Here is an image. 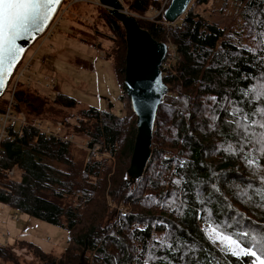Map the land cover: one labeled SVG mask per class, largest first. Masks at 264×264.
Instances as JSON below:
<instances>
[{"label": "trees", "instance_id": "16d2710c", "mask_svg": "<svg viewBox=\"0 0 264 264\" xmlns=\"http://www.w3.org/2000/svg\"><path fill=\"white\" fill-rule=\"evenodd\" d=\"M125 2L142 29L175 50L169 68L167 57L160 67L168 93L158 107L144 174L125 181L136 134L128 101L121 117L92 107L76 111L73 98L58 93L48 99L22 81L12 110L22 113L27 125L18 138L14 132L20 127L11 124L2 143L0 205L67 232L60 256L35 247L41 264H144L149 255L156 258L151 264H237L208 237L210 225H219L229 234L248 232L236 236L248 245L253 236L264 238V167L245 158L264 161V145L254 143L264 129L249 126L252 135L245 141L238 113L264 111L253 92L264 87V44L250 32L264 31V0H222L225 25L203 20L193 11L194 1L180 24H168L163 14L146 19L162 1ZM98 15L113 34V48L107 53L102 42L90 47L110 62L125 95L124 30L106 11ZM79 59L74 64L92 69ZM63 110L78 116L59 119L73 136L71 143L47 139L36 129L39 123L53 126ZM252 119L259 124L264 115ZM76 136L88 146L75 143ZM12 169H18L14 176L8 174ZM9 248L0 246V260L14 261Z\"/></svg>", "mask_w": 264, "mask_h": 264}, {"label": "rangeland", "instance_id": "374dc122", "mask_svg": "<svg viewBox=\"0 0 264 264\" xmlns=\"http://www.w3.org/2000/svg\"><path fill=\"white\" fill-rule=\"evenodd\" d=\"M120 1L127 13L133 15L127 10L125 0ZM156 1L161 2L162 0ZM193 1V11L198 13L203 20L225 25L221 13L222 0H201L200 5L196 3V0ZM98 7L107 12L98 1L94 0L76 4L70 3V0L65 2L60 27L36 55V58L43 59L44 62L38 63L39 60L33 62L29 84L36 86L38 91L48 99H54L58 93L73 98L77 102L76 111L92 107L102 112L110 111L121 117L128 102L131 110L130 101L126 94H121L110 62L102 58V54L94 48L89 45L85 47L77 41L78 38L88 44L102 42L106 45L107 53L111 52L113 44L109 40L114 39L113 34L98 17V14L101 13ZM156 12L155 9L149 10L146 19L155 21L158 18H155ZM175 23L180 24V20ZM75 29L85 31L86 37L78 34ZM170 46H168V51H170ZM30 55L31 50L28 51L24 63ZM75 58H80L79 60L91 64L92 69L77 66L73 61ZM7 96L8 92H5L0 98V108L4 109ZM75 110H63L54 120L59 121L60 119L64 122L72 116L77 119ZM24 118L27 123L25 116ZM85 142H87L86 138L75 137V143L82 147ZM172 153L174 154V152ZM117 209L119 210V208H116V212ZM113 210L114 207L110 208L109 212ZM66 240L67 232L65 230L23 213L16 214L7 206L0 205V246L9 245L11 256L14 257V261L1 259L0 264H41L34 257L35 247L60 256L66 249ZM83 264L86 263L83 261Z\"/></svg>", "mask_w": 264, "mask_h": 264}, {"label": "water", "instance_id": "95a60500", "mask_svg": "<svg viewBox=\"0 0 264 264\" xmlns=\"http://www.w3.org/2000/svg\"><path fill=\"white\" fill-rule=\"evenodd\" d=\"M62 0H60L61 3ZM108 14L113 17L124 30L126 54L124 68V87L130 101L131 111L136 117V134L133 144L130 166L125 174V181L134 182L142 177L151 157L154 123L158 107L168 89L162 81L160 67L167 52L163 43L151 38L149 33L140 28L136 17L128 14L120 0H97ZM193 0H169L163 13L168 24H174L188 9ZM55 11L42 26L41 31H32L17 41L23 49L17 63L6 78L4 86L0 89V98L7 89L8 82L17 66L23 59L27 49L45 29Z\"/></svg>", "mask_w": 264, "mask_h": 264}, {"label": "snow or ice", "instance_id": "6c2138e0", "mask_svg": "<svg viewBox=\"0 0 264 264\" xmlns=\"http://www.w3.org/2000/svg\"><path fill=\"white\" fill-rule=\"evenodd\" d=\"M59 3L60 0H0V89L3 88L6 78L10 75L23 51L17 45V41L32 31H41L42 26L53 14ZM250 32L253 41L259 40L260 43L264 44V31H261L259 36L255 29H250ZM253 92L257 102H264V87L254 89ZM238 113H242L240 120L245 122L240 125L244 128L245 141L248 140L249 135H252L248 133L249 126H258L264 129V121L257 124V121L252 119L257 114L264 115V111L254 109L249 113L244 112L243 109H238ZM249 120H251V125L247 123ZM254 143L264 145V133ZM245 146V144H241V151ZM261 151H264V148H261ZM245 158L248 159L249 165L256 164L258 167H264V161ZM257 191L261 190L257 189ZM210 230L212 235L208 237L209 240L218 245L225 255L236 258L237 264H264V238L253 236L251 237L252 244L248 245L243 240L236 238L237 235L247 237L249 236L248 232L229 234L222 231L219 225H210ZM167 246L169 249L173 248L172 244ZM245 258H250V260L246 261ZM154 259H156L154 256L149 255L144 264H151Z\"/></svg>", "mask_w": 264, "mask_h": 264}, {"label": "built area", "instance_id": "2783aa9c", "mask_svg": "<svg viewBox=\"0 0 264 264\" xmlns=\"http://www.w3.org/2000/svg\"><path fill=\"white\" fill-rule=\"evenodd\" d=\"M67 0H62L57 11L55 12L54 16L50 20V22L47 24L45 29L41 32V34L35 39L33 44L27 49L26 53L23 56L22 61L20 64L17 66L15 73H13V77L11 78V81L8 83L7 89L5 92H8V96L6 98V104L4 109L0 112V153H1V146L3 141L8 137L9 135V126L11 124H18L19 129L18 131H15V135L18 138L22 137V127L26 125L25 118L22 113H14L12 110L13 106V97H14V92L17 87L18 83H21L22 81L29 83L31 81V77L29 75L32 74L31 67L33 65L34 61H38L39 59L36 58V55L38 54L39 50L47 43L54 35L55 31L60 27V21L62 14L64 12V4ZM87 0H70V3L76 4V3H81V2H86ZM97 2V0H94ZM167 0L164 1L161 5L160 10H157L156 12V17L159 15L163 14V10L165 8V5L167 4ZM31 50V55L27 59V61L24 63V60L27 56L28 51ZM167 56L165 66L169 68L170 63L172 62L175 54V50L172 46H170V51H167ZM43 63L44 60H39L38 63ZM26 79V80H25ZM50 88V86H48ZM52 88V86H51ZM11 91V93H10ZM36 129L44 134L47 139L50 137L58 138L64 142L71 143L74 141L73 136H69L67 134L66 130V125L65 123L61 121H57L53 123V126L46 127L43 126L41 123L36 125ZM37 139V138H36ZM35 139V141H36ZM86 143V146H88V143ZM84 143V144H85ZM83 144V147H84ZM94 151H99L100 147L95 146L93 148ZM18 173V169H12L8 174L10 176H14L15 174Z\"/></svg>", "mask_w": 264, "mask_h": 264}, {"label": "crops", "instance_id": "0c3cea01", "mask_svg": "<svg viewBox=\"0 0 264 264\" xmlns=\"http://www.w3.org/2000/svg\"><path fill=\"white\" fill-rule=\"evenodd\" d=\"M162 1H163V0H162ZM164 1H165V0H164ZM164 1H163V2H164ZM163 2H162V3H163ZM79 22H80V23H83L82 21H79ZM78 26H79V25H78ZM77 30H78V31H77ZM77 30L75 29V31H76L78 34L83 35L84 37H86V33H85V31H81L80 29H77ZM77 41H78L79 43H81V45H83V46H87V45L90 46V45H91V44H88V43H84V42H82V41H81L80 39H78V38H77ZM75 59H76V58H75ZM42 60H43V59H42Z\"/></svg>", "mask_w": 264, "mask_h": 264}, {"label": "bare ground", "instance_id": "6f19581e", "mask_svg": "<svg viewBox=\"0 0 264 264\" xmlns=\"http://www.w3.org/2000/svg\"><path fill=\"white\" fill-rule=\"evenodd\" d=\"M136 20H137V18H136ZM139 24V23H138ZM141 28V27H140ZM142 29V28H141ZM144 30V29H143ZM146 31V30H145ZM150 35V34H149ZM152 38V37H151ZM153 39V38H152ZM157 42V41H156ZM158 43H160V42H158ZM164 44V43H163ZM166 45V44H165ZM166 47H167V51H168V45H166ZM166 57H167V52H166V55H165V57H164V59H163V61L166 59ZM15 73V72H14ZM13 76V75H12ZM12 76H11V78H12ZM11 78H10V80H9V82L11 81ZM8 82V83H9ZM27 124V123H26ZM26 126V125H25ZM24 127V126H23ZM22 127V128H23ZM22 130V129H21ZM22 135H23V132H22Z\"/></svg>", "mask_w": 264, "mask_h": 264}]
</instances>
